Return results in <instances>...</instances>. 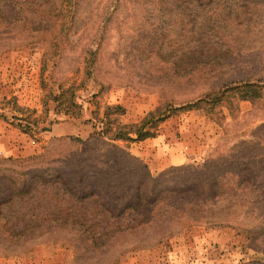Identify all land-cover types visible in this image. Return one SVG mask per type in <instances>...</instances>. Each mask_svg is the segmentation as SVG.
<instances>
[{
	"label": "rangeland",
	"instance_id": "1",
	"mask_svg": "<svg viewBox=\"0 0 264 264\" xmlns=\"http://www.w3.org/2000/svg\"><path fill=\"white\" fill-rule=\"evenodd\" d=\"M37 2L36 15L32 17L65 13L68 24L63 39L54 47L45 41L58 22L49 27L48 23L41 22L31 25L33 28L47 27L36 34L42 36V41L35 40L25 47L8 50L0 46V103L3 104L0 107L5 105L3 98L15 97L20 106L40 116L38 128L29 135L0 121L2 128L13 132L4 136L10 139L5 148L13 143L23 145L16 156L5 152L0 154V159L27 161L37 155L58 159L69 151L86 148L88 160L98 166L104 165L110 145L124 148L130 155L134 154L135 145L94 136L88 122L92 111H98L101 118L106 105H120L128 107L133 117H140L139 122L146 114L142 115L141 111L161 105L157 92L161 88L160 78L171 76L170 72L162 73L165 67L158 58L160 49L172 47L175 41L184 43L185 39L178 36L181 31L194 26L207 27L209 18L218 22L235 9V5L241 4L237 0ZM68 3L70 6L65 9ZM250 3L252 1L244 0L242 5ZM222 8L226 9L223 16ZM243 11L232 12L230 17L235 16L236 21L232 18L218 23L222 31L220 45L216 46L215 40L213 43L206 37H196L201 40L197 45L201 44L205 50L211 47L212 52L228 54L219 59L218 71L221 80H235L236 83H232L230 90L214 105L202 103L187 111H174L167 118L175 121L171 128L177 129L179 124L177 136L182 131L199 144L208 141L206 133L215 132L211 145L195 160L162 171L170 167L198 166L209 159L219 160L245 147L252 151L246 159L255 154L264 155V2L246 13ZM192 15L196 21L190 23ZM19 29L24 30L26 26ZM208 65L212 67L213 64ZM244 84L249 86L243 87ZM61 89L68 91L60 99L66 110L70 90L74 92L76 103L82 107L80 117L56 114L57 106L52 99ZM160 130L169 137L167 127ZM132 156L145 164L146 158ZM259 160L253 164L255 182L249 197L242 196L237 203L222 205L212 214L204 215L198 224L183 220L167 241L113 255L115 259L108 264H264V158ZM99 213V210L86 209L84 221L96 223L102 219ZM78 253L81 256L74 259L73 251L65 242H44L10 256L11 259L0 256V264H103L101 258L93 257L98 254L96 252ZM6 258L9 261L2 260Z\"/></svg>",
	"mask_w": 264,
	"mask_h": 264
},
{
	"label": "trees",
	"instance_id": "2",
	"mask_svg": "<svg viewBox=\"0 0 264 264\" xmlns=\"http://www.w3.org/2000/svg\"><path fill=\"white\" fill-rule=\"evenodd\" d=\"M237 1L240 6L235 5V9L218 22L209 18L207 27L194 26L181 31L178 36L185 39L184 43L175 41L172 47L160 49L158 58L165 67L162 73H171L169 79L168 75L160 78L161 88L157 92L161 105L133 123L121 121L125 108L120 105H106L101 118L98 111H92L88 122L94 129L93 135L130 145L154 137L159 126L174 111L219 102L230 90L229 86L236 83L235 80L224 82L218 71L219 59L228 54L212 52L211 47L205 50L201 44L197 45L201 40L196 37H206L213 43L217 41L216 46L220 45L222 31L218 23L221 20L233 18L236 21L235 16L230 17L234 10L246 13L264 2L250 0L252 3L245 6L242 5L244 0ZM37 4V0H0L1 49L42 41V36L36 34L54 22L58 23L45 42L54 47L63 39L68 24L65 13L32 17L36 15ZM69 6L68 3L65 9ZM221 10L223 16L226 9ZM191 21H196L194 15ZM37 22L48 23V26L33 28L31 25ZM20 26L26 29H19ZM66 92L61 89L52 99L57 106L56 114L80 117L82 107L76 103L72 90L67 101L69 107L63 108L60 99ZM3 102L0 121L15 126L25 135L38 128L40 116H36V112L20 106L15 97L3 98ZM85 149L69 151L58 159H45L44 155L27 161L0 159L1 257L23 253L44 242L63 241L73 251L74 259L81 256L80 251L96 252L98 254L92 256L108 264L132 248L167 241L183 220L198 224L204 215L212 214L222 205L237 203L242 196L249 197L255 182L253 164L264 158V155L255 154L246 159L252 151L245 147L242 151L231 150V155L219 160H205L198 166L170 167L154 176L146 164L119 146L110 145L103 166L90 162ZM86 209L99 210L102 219L93 224L84 221Z\"/></svg>",
	"mask_w": 264,
	"mask_h": 264
},
{
	"label": "crops",
	"instance_id": "3",
	"mask_svg": "<svg viewBox=\"0 0 264 264\" xmlns=\"http://www.w3.org/2000/svg\"><path fill=\"white\" fill-rule=\"evenodd\" d=\"M124 108H126V111L125 114L121 117V121L123 123H133L140 118L133 117L132 114L129 113L128 107ZM151 109H153V107L150 106L145 111H141V114L144 115ZM192 112L196 113L197 111ZM173 122L175 121H168V119L165 120V122H163L159 126L157 133L154 137L147 138L140 142H134L135 152L132 155L138 158H146L145 164L151 174L158 173L169 166L180 165L186 161L195 160L198 154L208 148V146L211 145L214 139L215 132L206 133V139L208 141H203L201 144H199V142H196L197 140H191V138L193 137H188L187 135H184L182 131V134L180 136H177L176 132L179 131L180 126L179 124H177V129L171 128L170 125L174 124ZM165 127H167V133H169V137L163 135V131L160 130L161 128ZM169 127L173 131L172 133L170 132ZM11 132L12 130L6 129L5 127L2 128V125H0V154H5L6 152L7 154L16 156L17 153L21 152L19 150V147H23V145L19 146L17 145V143L9 144L10 146L5 148V143H10V139L4 136H6V134H10ZM54 132L56 134V130ZM25 141L26 140H23L22 142L25 143ZM7 258L2 260L9 261ZM9 259H11L10 256Z\"/></svg>",
	"mask_w": 264,
	"mask_h": 264
}]
</instances>
